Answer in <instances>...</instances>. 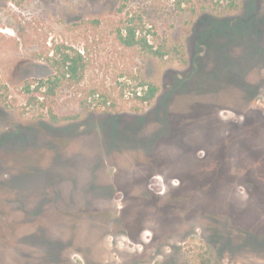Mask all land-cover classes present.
<instances>
[{"label": "rangeland", "instance_id": "rangeland-1", "mask_svg": "<svg viewBox=\"0 0 264 264\" xmlns=\"http://www.w3.org/2000/svg\"><path fill=\"white\" fill-rule=\"evenodd\" d=\"M178 1L0 0V264H264V56L209 33L251 0ZM137 17L188 64L120 44ZM60 45L80 81L26 94Z\"/></svg>", "mask_w": 264, "mask_h": 264}, {"label": "trees", "instance_id": "trees-1", "mask_svg": "<svg viewBox=\"0 0 264 264\" xmlns=\"http://www.w3.org/2000/svg\"><path fill=\"white\" fill-rule=\"evenodd\" d=\"M128 0H121L119 12L122 11L126 2ZM181 4H191L190 0H179L176 4L177 8L181 11L184 9H180ZM231 5H227L226 7H212L210 9L211 16L218 14L221 10L223 13L229 12L228 10ZM214 14V15H213ZM211 32V30H209ZM209 32V33H210ZM147 36L146 34H142V25L140 17L130 18L126 21V24L123 28V33H119L118 42L126 47H138L143 50L147 56L157 60L160 64V67L169 64V62H178L184 65L188 64L187 61V52L185 45L182 41L178 42H169L162 43L159 46L154 47L152 45L147 44ZM46 62L49 67L53 70V74L45 79H39L36 81V85L31 90L30 83H24L23 91L28 94L30 92H40L43 91L44 94H53L54 90L58 88L61 84L70 82V83H78L82 77L84 72V57L79 54L77 51L72 49L71 47L60 45L56 47L51 56L46 57ZM138 87L145 89L142 95L135 97V100L138 104H151L155 96L159 91V84L150 80H142ZM37 101L35 98L31 97L28 99L29 105L36 104ZM107 102L104 100L103 104L105 105ZM115 104L112 103L108 105L109 113L115 114L119 112L114 110ZM135 112L139 111L138 107H134ZM77 115L69 116V117H61L58 120L53 119L54 122L58 124H66L74 122Z\"/></svg>", "mask_w": 264, "mask_h": 264}, {"label": "flooded vegetation", "instance_id": "flooded-vegetation-1", "mask_svg": "<svg viewBox=\"0 0 264 264\" xmlns=\"http://www.w3.org/2000/svg\"><path fill=\"white\" fill-rule=\"evenodd\" d=\"M210 30V34L213 35L224 33L229 37H248L258 44L264 56V0H251V8L247 11V16L244 19L233 18L230 20L211 21ZM226 231L227 236L232 237L235 230L227 229ZM241 236V242L247 243L249 239L245 237L246 235L241 234ZM241 245L244 246L243 243Z\"/></svg>", "mask_w": 264, "mask_h": 264}]
</instances>
